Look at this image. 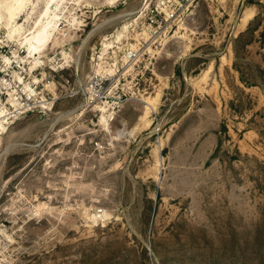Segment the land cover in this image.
Listing matches in <instances>:
<instances>
[{"label": "rangeland", "instance_id": "obj_1", "mask_svg": "<svg viewBox=\"0 0 264 264\" xmlns=\"http://www.w3.org/2000/svg\"><path fill=\"white\" fill-rule=\"evenodd\" d=\"M0 264H264V0H0Z\"/></svg>", "mask_w": 264, "mask_h": 264}, {"label": "bare ground", "instance_id": "obj_2", "mask_svg": "<svg viewBox=\"0 0 264 264\" xmlns=\"http://www.w3.org/2000/svg\"><path fill=\"white\" fill-rule=\"evenodd\" d=\"M42 31V30H41ZM38 33V32H37ZM41 33V32H40ZM36 33H34V35H35ZM40 36H42L41 34H37L36 36H31V37H33V39L35 38L36 40H37V38H38V40L37 41H41V40H39V38H40ZM34 39V40H35ZM40 39H42V37L40 38ZM33 42V41H32ZM31 45H32V43H31ZM30 45V48H33L32 46ZM35 47V46H34ZM33 50H34V48H33ZM31 52H32V50H31Z\"/></svg>", "mask_w": 264, "mask_h": 264}, {"label": "built area", "instance_id": "obj_3", "mask_svg": "<svg viewBox=\"0 0 264 264\" xmlns=\"http://www.w3.org/2000/svg\"><path fill=\"white\" fill-rule=\"evenodd\" d=\"M155 21V19H153Z\"/></svg>", "mask_w": 264, "mask_h": 264}]
</instances>
